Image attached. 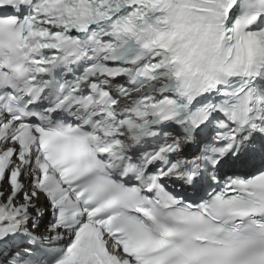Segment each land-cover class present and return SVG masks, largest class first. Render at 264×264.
Segmentation results:
<instances>
[{"label": "snow or ice", "instance_id": "obj_1", "mask_svg": "<svg viewBox=\"0 0 264 264\" xmlns=\"http://www.w3.org/2000/svg\"><path fill=\"white\" fill-rule=\"evenodd\" d=\"M187 7L170 0H0V152L11 153L0 175L7 188L0 187V264H43L34 248L5 239L42 214L41 193L57 213L49 230L72 233L54 264H264V216L251 228L211 223L222 214L264 213V171L229 178L200 203L174 197L164 184L172 177L193 183L205 163L216 168L244 143L259 139L264 150V89L255 84L264 78V0H201L192 6L201 16L181 15ZM234 9L239 14L230 20ZM57 68L71 79H44ZM125 76L127 84L114 85ZM45 88L47 107H33ZM213 92L220 99L190 123L223 114L214 135L223 147L180 158L191 139L185 134L132 162L128 150L156 135L153 125L180 123L188 104ZM60 111H69L71 122L57 119ZM49 138L71 143L49 157ZM168 153L177 158L152 173L149 166Z\"/></svg>", "mask_w": 264, "mask_h": 264}]
</instances>
